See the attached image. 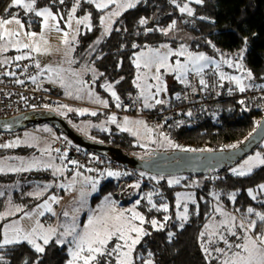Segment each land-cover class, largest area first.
<instances>
[{
    "label": "snow or ice",
    "instance_id": "1",
    "mask_svg": "<svg viewBox=\"0 0 264 264\" xmlns=\"http://www.w3.org/2000/svg\"><path fill=\"white\" fill-rule=\"evenodd\" d=\"M140 0H86V3L94 5L96 9L103 12L105 9H109L114 5L115 10L110 11L107 15L100 17V24L103 25V35H110L112 32V25L115 23L114 17H119L123 11L135 8ZM176 4V0H172ZM202 4L203 0H187L186 3L176 4L181 14H187L189 17L194 15V10L189 5L190 3ZM53 3L64 4V0H53ZM81 0H75V3L70 9L68 16L65 18L59 12L54 13L51 8H37V0H11L10 5L5 9L10 11L11 8H17L22 10L26 15L33 14L37 18H42L43 30L40 33L34 31H26L25 24L29 21H22L19 18V12L14 13L10 18L0 17V52H5L9 47H15L17 51L28 50V53H36L43 55L48 53L49 49L45 47L48 44V36L55 31L60 34L61 43L65 48V62L69 65L76 61L70 58L71 53L75 50L74 44L77 43L76 37L81 32L83 26L88 31L92 30L91 13L84 15L82 18L76 16L77 9L80 7ZM199 19H205L200 17ZM64 21L67 30L61 28L60 22ZM141 25L148 23L147 19H141L139 21ZM75 25V27H73ZM14 26V27H9ZM176 29V23H173L167 29H161L165 35L170 31ZM120 29L117 28L116 31ZM148 31H155V29H148ZM71 37V38H70ZM100 40L96 41L99 44ZM211 44V41H208ZM244 47L236 55V61L233 59L225 58L223 54L220 56V60L217 61L204 53H194L189 50L186 44L181 43L177 49L171 48L169 45H161L158 48L146 47V50L139 52L133 59V64L137 70L136 77L133 84L139 89V96L137 99L143 100V106L145 108H151L155 105L165 104L166 100L159 99L161 93L167 92V83L164 80L165 74H171L175 80L179 81L185 87H192L189 81V74L194 73L200 77L199 84L204 89L208 88V82L204 79V71L206 68L215 67V73L219 74V81L234 82L240 92H244L247 87L245 80H252L253 74L251 71L246 70L243 64L244 53L247 51V40L244 41ZM215 49V45H211ZM133 47H139L133 44ZM219 51L218 49H215ZM172 57H177L175 61H172ZM183 57V62L181 61ZM30 58V55H19L15 57L16 60H23ZM99 58V57H98ZM221 64L227 65L228 68H235L241 72V75H227L221 71ZM37 68H40V64L36 63ZM164 70L162 73L161 70ZM85 70L93 72V81L98 78L95 75V69L85 66ZM45 72L53 74L62 84H64L65 73L75 77L73 81L75 84L83 87L85 81L81 78L80 74L73 69L64 67H52L48 66L41 70V75ZM102 75V73H100ZM123 79V78H121ZM37 77H32V81L35 83ZM50 82H55L52 76H49ZM153 81L154 83H150ZM119 83V81H116ZM106 91L110 92L111 96L117 101L116 106L120 107V98L113 90L114 85L105 84L103 86ZM219 87H223V84H219ZM154 89V91H153ZM195 91V88H193ZM231 91V90H229ZM89 96H93L94 93L88 92ZM79 98V97H78ZM176 99H180L177 95ZM154 101L153 103H150ZM96 102L107 107V101H102L99 97H96ZM244 104V101H240ZM71 110V109H69ZM247 110V109H245ZM83 114V112L81 113ZM91 115H96V112H92ZM188 116L192 113L188 112ZM110 122L115 124L116 117L112 116ZM132 122L127 118L124 120V126L121 127L122 131H131L128 127ZM136 124L142 125L147 132L151 133L153 129L143 121H136ZM261 125L258 123L257 127ZM119 127V125H118ZM133 135H137L133 132ZM162 140L167 141L170 147H177L172 144L167 136L162 134ZM155 143V140L151 141ZM19 143V141H17ZM13 144L0 145V147H13ZM233 148L238 147L233 145ZM49 151L48 149L44 150ZM59 152V149L56 150ZM181 151H194L192 149H181ZM62 158H66L67 154L62 153ZM69 163L77 165V161L72 160ZM259 166H264V155L256 153L255 156L250 157L244 161V164L239 168H233L232 174L237 177L248 176L252 173L253 169ZM40 167L52 168L53 174H60L67 170L66 167H57L52 163L44 164L41 160L33 159L25 162L20 161L18 167H12L11 171H29L33 168L39 169ZM5 168L0 165V172ZM91 171V169H89ZM100 177L107 175L108 177L119 178L122 173L115 171H108L107 173L101 172ZM127 175V173H124ZM144 174L141 173V176ZM81 173L76 172L75 177L67 185L61 183L58 186L66 191H75L76 184L78 183L76 177H80ZM153 180L158 178L153 176ZM163 179V177H160ZM180 183L179 178L169 179L168 185H176ZM99 179L91 177H84L83 182L78 194V199H75L72 211H63L60 216L57 215L53 208V204H58L60 198L57 195H51L47 201L40 204L35 211L25 212L23 208L16 207L15 212H24V216L21 219L33 220V225L30 228H25L21 223L13 221L5 225L0 231V250L6 249L8 246H18L27 244L36 254L45 253V248L53 241L55 244L66 250L68 259L65 264H137L136 249L145 236H150L149 232L144 225L148 224L155 231H162L171 216L165 215L163 217V223L153 218L148 219L137 208L140 205L141 200H146L148 211L157 212H169V206L167 203L157 204L153 200L154 195H160L158 191L147 192L140 196L133 204V206L126 209H119L116 202L111 196L104 198L103 204L95 210H91L87 216L86 224L81 227L78 217L80 213L87 207V197L89 189L92 193L97 191ZM38 187V191L29 193L36 198H39L44 191L52 187L50 184H46L43 188ZM134 189L140 188V183L137 182L131 185ZM258 193H264V184H260L256 190L248 189L247 195L251 197L253 201H257ZM0 195H3L0 192ZM213 197L219 201L220 195L218 193H212ZM228 200L234 205L237 198V193L232 192L228 195ZM188 202L196 203L193 194H177L175 207L177 209L176 217L180 222L179 227L182 229L184 224L189 219ZM264 203V201H259ZM182 208V211H181ZM198 208V205H197ZM213 212L219 214L222 219L216 220L215 216L211 217L212 222L204 226V231L199 234L200 247L207 260V264H211V261L215 259L217 264H264V212L257 211L253 207L246 208L245 213H240L239 209H235V212L225 211L223 206L217 203L213 208ZM50 213L52 217L57 218V223L53 226L51 224L45 225L40 222L39 217ZM11 211L0 215V220L5 219L6 216L12 215ZM61 217L63 220L61 221ZM174 233H169V239ZM235 238L233 240L232 238ZM223 244V247L219 245ZM135 254V255H134ZM149 259L143 260V264H154L151 259L152 253L148 252ZM143 259V258H141ZM0 264H7L5 256L0 254ZM23 264H28L27 258L23 259ZM33 264H39V256L33 261Z\"/></svg>",
    "mask_w": 264,
    "mask_h": 264
},
{
    "label": "trees",
    "instance_id": "2",
    "mask_svg": "<svg viewBox=\"0 0 264 264\" xmlns=\"http://www.w3.org/2000/svg\"><path fill=\"white\" fill-rule=\"evenodd\" d=\"M10 1L0 0L1 17L6 15L5 9ZM176 1V4L186 2V0ZM74 3L75 0H64V4L53 3V0L38 1L39 6H48L65 18ZM176 4L172 0H143L138 6L128 9L117 18L112 26L111 34L105 36L100 17L106 15L111 8L101 12L94 5L86 3V0H81L77 14L83 17L91 13L92 30L82 28L78 56L80 61H84L89 68H94L99 73L95 81V89L99 93L105 95L103 85L112 84L122 100H126L129 96H136L137 90L133 85L136 68L132 62L133 59L138 52L146 49L145 46L160 47L165 42L174 45L186 42L193 50L213 56L224 52H237L245 46L244 41L247 40L243 64L246 70L252 72V82L264 84V0H203L202 4L192 2L194 15L191 17L181 14ZM200 17L205 19H199ZM141 19H147L148 23L141 25L139 23ZM173 21L176 23L174 31L168 32L167 35L160 31L169 28ZM37 25L40 24L37 23ZM38 28L35 27V29ZM117 28L120 30L116 31ZM148 29H155V31H148ZM97 40H100L99 44H96ZM208 41H211V44ZM133 44L139 47L134 48ZM211 45H215V49L219 51L213 49ZM182 85L176 84L170 87L171 99L175 97ZM263 118L257 113L243 111L234 101H226L218 105L216 122H205L198 127H191L185 117L171 124L169 134L183 144L197 147V150L205 149V147L208 151L229 149L231 145L235 143L238 145L250 136ZM58 133L63 135L60 131ZM96 136L97 141L120 147L128 152L133 148L134 138L123 131L116 129L110 132L99 131ZM7 150L21 152L17 148L2 147L0 157L6 156ZM220 171L223 169L218 170ZM184 176L188 179H183L181 186L187 187L191 185L190 178L198 175ZM259 184H264V167L244 177L227 176L218 186H224L230 191H240L242 197H245L247 189ZM119 190L113 180H103L100 195L95 197L93 202L105 193H110L120 200ZM179 190L178 187L163 183L160 200L162 198V203L169 204L171 219L162 231L151 229V235L142 239L136 249L137 264H143V260L149 259L148 252L152 253L151 259L154 264H207L200 247L199 234L204 231V226L209 220L210 212H212L211 204L202 200L201 192L196 193L200 211L197 212L196 207H193L190 218L181 229L180 222L176 219L175 207ZM142 191L147 193L153 190L144 187ZM156 196L158 195H154L153 198ZM146 204V200H142L140 209L150 215ZM2 211L3 203L0 199V215ZM158 217L162 220L163 213L158 214ZM1 224L0 220V228ZM170 232L174 233L171 239L168 236ZM0 254L5 256L7 264H23L24 258H27L28 264H33L38 256L39 264H65L68 259L66 250L57 246L55 242L46 246L43 254H36L26 243L8 246L0 250Z\"/></svg>",
    "mask_w": 264,
    "mask_h": 264
},
{
    "label": "rangeland",
    "instance_id": "3",
    "mask_svg": "<svg viewBox=\"0 0 264 264\" xmlns=\"http://www.w3.org/2000/svg\"><path fill=\"white\" fill-rule=\"evenodd\" d=\"M38 1L39 0H37V4H36L37 8L48 7V6H44V7L39 6ZM141 2H143V0H140V2L136 6H138ZM186 2H187V0H186ZM186 2H184V3H186ZM10 3H11V1L9 2V5H10ZM181 5H183V3H181ZM189 6L191 8H193L191 3ZM11 9H13V8H11ZM11 9H10V11H11ZM113 10H115V6H114ZM113 10H111V11H113ZM10 11H6V15H4L2 17L3 18H10L14 13L19 12V18L22 21H29V23L25 24V30L26 31H34V32L40 33L43 30L42 18H37L33 14H27L26 15L22 10L17 9V8H14V10H12L11 12ZM124 12L125 11H123L122 14ZM76 16L78 18H82L77 13H76ZM119 17H114L113 19L116 20ZM37 23H39L40 25L38 26ZM60 24H61V28L63 30H67V28L64 24V21H61ZM9 27H14V26H9ZM35 27H39V28L35 29ZM73 27H75V25H73ZM80 27H81V31H82V28H84V27L83 26H80ZM80 34H81V32H80ZM80 34H79V36H80ZM79 36L76 37L77 43L74 44L75 50L71 53V56H70V58L76 62L71 64V65H69L68 63L65 62V48H64V45L61 43L60 34L56 33L55 31H53L48 36V44L45 46L49 49L48 53L43 54V55L32 53V55L35 58V65H36V63L40 64V68H37L35 66V70H34L32 76L37 77L36 81L38 82V84L43 89H45V90L55 89L53 91L58 90L59 92H61L60 93L61 95H63L65 98H70V99L73 98V96H72L73 93L80 94L84 91L80 85H77L73 82L76 78L70 76L68 73L64 74L65 75L64 84L68 85L67 87L62 86L61 82L51 73L45 72L43 75L40 74L41 70L48 67V66H52V67H61L62 66L66 69L70 67L74 71L78 72L82 79L84 77H86L87 73H89L90 71L88 72L87 70H85V66H88V64L85 63L84 61H80V58L78 56ZM0 43H2V42H0ZM165 44L169 45L173 49H177L181 43L174 45L173 43L165 42L162 45H165ZM183 44H186L190 51H192L194 53H204L205 55H207V56H209V57H211L217 61L220 60L221 54H223L225 56H230L231 59L236 61V55L240 52V50L237 52H234V53L224 52V53H219L217 55L212 56V55H209V54L202 52V51L199 52V51L193 50L190 47V45L186 42ZM152 48H158V47H152ZM144 50H146V49H144ZM144 50H142V51H144ZM25 54H28V50L17 51L15 47H9L7 49V51L0 52V61L7 62V61H10L14 57H17L19 55H25ZM244 55H245V53H244ZM175 59H177V57L171 58L172 61H175ZM180 59L183 62L184 58L181 57ZM236 62H238V61H236ZM225 66H226L225 64H221V71H223L227 75H237V76L241 75V72L238 71L237 69L232 68L234 70H232V69L227 70L225 68ZM161 71H162V73L164 72L163 69ZM212 71H215L214 65L206 68L204 71V74L208 73V72H212ZM136 72H137V70H136ZM192 74H194V73H190L189 76ZM93 75L94 74L92 72V77H93ZM95 75L99 76V73L97 71H95ZM49 76H52V79L55 82H50ZM135 77H136V75H135ZM164 80L167 83V92L161 93L158 98L166 100V98H169L171 95L170 94V89H171L170 87L173 84L181 85V83L179 81L175 80L174 76L171 74H165ZM95 81H96V79L94 80V86L96 88ZM149 82L154 83L153 81H149ZM250 83H251V80H247V79L245 80L246 85H249ZM233 84H235V83L233 82ZM134 87H135V85H134ZM102 88L105 89L104 87H102ZM135 89L137 90V93H136L137 96H139V89H137L136 87H135ZM153 91H154V89H153ZM165 95H166V97H165ZM139 100H140L141 104L143 105V100L142 99H139ZM150 103L154 104V101H151ZM161 105L162 104L155 105L154 107L146 108V109H148V110L157 109ZM69 109H71V110H69ZM44 111L54 112L57 115L63 117L64 119H66L68 121V123L74 129H76L77 131H80L81 134H83L84 136H86L87 138L92 139V140H97V137L94 136V133L97 131H104L106 129L107 125H109V127H110L109 130H112V127H111L112 124L110 122V119L112 116L110 114H109L110 118L109 117L105 118L103 116L100 119H95V118H85L84 119L81 117V113L83 110H78L76 107H74L72 105H65V104H55V105L47 107ZM83 113H85V112H83ZM138 121H141V120H138ZM115 125H117V124L115 123ZM36 126H37L38 130H40V131L42 130L46 133L48 132L51 134H59L58 131L53 126H51L47 123L37 124ZM132 132H136L137 135H133V133H132V137L134 138V141H133V148L130 150V152L132 154H135L139 158L150 157V156L155 155L156 153H171V152L181 151V149H192L194 151H208L207 147H205V149H202V150L201 149L197 150V147H195V146H189L187 144H183V143L179 142L178 140H176L171 134L167 135L165 132L156 133L153 130L151 133H149L146 131V129L142 125H139V124H135L134 130H132ZM46 133H44V134L47 135ZM162 134L164 136H167L169 138V140L172 142V144L177 145V147H170L167 141L162 140ZM22 138L23 139L21 141H19V143L15 142L13 144V145H16L15 148H17L18 150H21V152H17V151L8 152V150H7V151H5V152H7L6 156L4 155V156L0 157V165H2L5 168L4 171L0 172V192L3 193V195H0V199L2 200V203H3V211L1 212V215L5 214L9 211H11L13 213L12 215H8L5 217V219L1 220L2 224H1L0 231H2V228L5 225L12 223L13 221L21 223L25 228H30L33 225L34 220L36 218L34 217L33 220L21 219L24 216V212H15V208L21 207L24 209L25 212L35 211V209L40 204L47 201L51 195H57L60 198V202L58 204H53V208L56 211L58 216H60V214L65 210H68L69 212H71L72 208L74 206V204H73L74 200L78 199V194H79V190L81 187V183L83 182V178L84 177H90L89 174L87 172H84L83 170H78V169L72 170L70 168H66L67 170L63 173V175H60V174L54 175L52 168H44V167H40L39 169L33 168L29 171H19V172L9 170L12 167H18L21 160L28 162V161H31L33 159L41 160L44 164L52 163L53 165H55L57 167H64L62 165V161L60 159V156L56 153H52L51 150L49 149L50 146H49V143H48L46 138L39 136V135H36V134H32L28 131H23V137ZM152 140H155L156 142L152 143L151 142ZM233 145H236V143ZM233 145H231V148ZM0 148H2V147H0ZM194 148H196V149H194ZM45 149H48L49 151L45 152L44 151ZM258 152L261 153L262 155H264V140L259 144V146L253 152H251L249 155H247L243 159L236 162L234 165L228 166V167L224 168L223 171H220V172H218V170H213L212 171V173L214 174L213 177H210V178H208V177L200 178L198 176L197 177L196 176L191 177L190 178L191 185H189L187 187L181 186L182 182H183L182 180L188 179L184 175H170V176L151 175V174L146 173V172L136 171L138 176H141V173H143L144 174L143 177H146V181L139 182L140 188L138 190L131 187V185L136 184L138 181H136L135 178L131 176L132 172H130L128 170L119 171L120 173H122V175L119 178L108 177L107 175H105L104 177H102L101 180H99V184L97 186V191L95 193H92L89 189V194L87 197V201H88L87 207L80 213V215L78 217V221H79L81 227H83L87 222V216L90 214V211L98 209L103 204L104 198L106 196H109V195L116 202L119 209H126L128 207L133 206L134 202L140 196H142L144 194L142 191V189L144 187H148V188L152 189L153 191H151V192L158 191L160 193V195L153 198L154 202H156L159 205V203H162V201H161L162 198L160 200V197H162L161 191L163 188V183L168 184L169 179H175V178L180 179L179 184L172 185V187H178L180 189L177 194L183 195V194L191 193V194H193L194 199L196 200L195 206H193V204L191 202H188L187 206L189 209V212H188L189 218H190L191 212H193V207H196L197 212L200 211L199 210L200 208L199 207H198L199 209L197 208V205H199V203H198L197 198H196L197 197L196 193H198V192H201L203 194L202 200H204V202H206L208 204H211V207H212V212H210V217H209L207 224L212 222V220H211L212 216H215L216 220L222 219V217H220L219 214L213 212V208H214V206L217 205V203L222 205L224 210L228 211V212H235V209H239L240 213H245L246 208L249 206L253 207L257 211L264 212V203L259 202V201H264V193H258L257 201H253L251 199V197H249L247 195V191H246V196L242 197V194L240 191H230V190L226 189V187H224V186L223 187L218 186L219 183H223V181L226 179L227 176L233 175L232 174L233 168L241 167L244 164L245 160L249 159L250 157L255 156V154ZM261 167H264V166L256 167L253 169V171H255L256 169L261 168ZM77 171L81 173V176L76 177L78 183L76 184V190L75 191H66L65 189H61L58 186L61 183L67 185L70 181H72L73 177H75V174ZM124 173H127V175H124ZM153 176L157 177L159 182H157V180L151 179V177H153ZM160 177H163V179H160ZM113 178L115 180H113ZM102 180H113V182L117 184V187L120 189L119 190L120 196H121L120 200L116 199L110 193H107V194L105 193L103 196L97 198L96 202H93V201H95V197L100 195V188H101ZM198 183H200V184L198 186H196ZM46 184H50V185H52V187H50L46 191H44L43 194L39 198H36L33 195H29V193H34V192L39 190L37 186H40V188H43V186ZM259 185L252 187V188H249V189L256 190ZM195 186L197 187V190H194V189L192 190L191 188H193ZM214 192L218 193L220 195L219 201H217L213 197L212 193H214ZM232 192L237 193V198H236V202L234 205L227 198L228 195L231 194ZM141 202H142V200H141ZM141 202H140V205H141ZM140 205L138 206L137 210L142 212L148 219L155 218L162 223L164 222V221H162L163 219L160 220V218L158 217V214H160L161 212H157L155 210H153V211L147 210L150 214V215H148V214H145V212H143L142 209H140V207H141ZM168 206H169V204H168ZM148 207H150V206L146 204L147 209H148ZM181 211H182V208H181ZM162 213L164 216L165 215L171 216L170 207H169L168 213H164V212H162ZM176 213H177V209H176ZM39 219H40V222L42 224H45L46 226L49 224L54 226L58 222L57 218L52 217L50 213H45V215L42 217H39ZM176 219H177V217H176ZM62 220H63V217H61V221ZM144 227L149 232L152 229L150 227V225H148V224H145ZM232 239L235 240L234 237ZM219 246L223 247V244H220ZM211 263L217 264V261L215 259H213L211 261Z\"/></svg>",
    "mask_w": 264,
    "mask_h": 264
},
{
    "label": "built area",
    "instance_id": "4",
    "mask_svg": "<svg viewBox=\"0 0 264 264\" xmlns=\"http://www.w3.org/2000/svg\"><path fill=\"white\" fill-rule=\"evenodd\" d=\"M25 55H30V58L16 60L14 57L7 62L0 61V120L10 119L32 111H42L55 104L86 106L65 98L53 90L43 89L37 81L34 83L32 74L35 70V58L32 53ZM203 76L209 85L207 89L199 84L200 77L191 75L189 81L192 87L182 85L164 109L147 110L137 99V96H129L122 106L106 107L101 110L115 116L117 124H124L125 118L139 119L156 133L165 132L167 135H170L171 124L181 121L185 117L191 127H198L205 122H216L218 105L226 101H234L243 111L254 112L264 117V84L251 82L249 84L251 87L240 92L237 86L230 81H219V74L214 71L203 74ZM85 84L90 88L94 87L91 71L85 79ZM219 84H223V87H219ZM177 95L180 96V99H176ZM241 100L244 101V104L240 103ZM188 112H191L192 115L188 116ZM23 131L46 138L51 152L60 156L62 165L66 168L83 170L91 178L99 180L102 179L99 175L101 172L128 170L132 172L131 176L136 181H146V177L138 176L135 170L128 169L106 156L88 151L73 143L66 136L43 134L36 125L28 126L22 130L1 131L0 145L14 144L19 141L23 137ZM57 149L59 152L56 151ZM62 153L67 154L66 158H62ZM72 160L77 161V165L69 163ZM213 176L214 174L211 173L199 177L210 178ZM113 180L115 179L113 178ZM196 186L191 189L197 190Z\"/></svg>",
    "mask_w": 264,
    "mask_h": 264
},
{
    "label": "water",
    "instance_id": "5",
    "mask_svg": "<svg viewBox=\"0 0 264 264\" xmlns=\"http://www.w3.org/2000/svg\"><path fill=\"white\" fill-rule=\"evenodd\" d=\"M47 123L60 131L73 143L88 151L106 156L124 167L149 173L151 175H198L205 176L213 170H222L234 165L253 152L264 140V118L250 136L235 148L215 151H176L156 153L153 156L139 158L120 147L92 140L74 129L66 119L49 111H32L10 119L0 120L1 131L22 130L31 125Z\"/></svg>",
    "mask_w": 264,
    "mask_h": 264
},
{
    "label": "crops",
    "instance_id": "6",
    "mask_svg": "<svg viewBox=\"0 0 264 264\" xmlns=\"http://www.w3.org/2000/svg\"><path fill=\"white\" fill-rule=\"evenodd\" d=\"M109 8H111V10H113V8H114V5H112V6H110ZM110 10V11H111ZM109 11V12H110ZM113 26V25H112ZM224 57L225 58H228V59H231L230 58V56H225L224 55ZM225 68L227 69V70H231L232 68H228L227 67V65L225 66ZM232 70H234V69H232ZM89 72V71H88ZM89 73H87V75H88ZM87 75H86V77H87ZM86 77H84L83 78V80L85 81V79H86ZM252 82V81H251ZM231 83H233V82H231ZM172 86H176V84H173ZM171 86V87H172ZM95 88V86L93 87V88H90V87H88L86 84H84L83 85V87H82V89L84 90L82 93H80V94H78V93H73V98H68V99H70V100H72V101H75L76 103H81V104H84V105H86V106H79V105H72V106H74V107H76L78 110H83L82 112H85V113H83V114H81V117L82 118H84V117H86V118H95V119H100L101 117H105V118H110V115L108 114V113H106V112H103L102 110H101V108H106V107H104L102 104H100V103H98V102H96V97H99V99L100 100H102V101H107V107H114V106H116V104H117V101L111 96V94H110V92H108V91H106L105 89V91H106V94L104 95L103 93H99L96 89H94ZM53 90H55V89H53ZM114 90V89H113ZM92 92V93H94V95L93 96H89L88 95V92ZM115 91V90H114ZM55 92H57V93H61V92H59L58 90H56ZM116 92V91H115ZM117 93V92H116ZM118 95V94H117ZM136 96H137V94H136ZM79 97V98H78ZM138 97V96H137ZM120 98V97H119ZM166 100H167V103H169L170 102V100H171V98L169 97V98H166ZM125 101L126 100H122L121 98H120V106H122L124 103H125ZM113 103V104H112ZM167 103H165V104H162L161 106H159L157 109H151V110H160L162 107H165L166 105H167ZM92 107H96V108H92ZM148 110V109H147ZM92 112H96V115H91V113ZM112 116V115H111ZM85 119V118H84ZM129 121H131L132 123L131 124H129L128 125V127L131 129V131H123V132H125V133H127V134H129V135H131L132 136V130H134V127H135V122L136 121H138L139 119H128ZM112 125H111V127H112V130H118V131H122L121 130V127H123L124 126V124H117V125H119V127L117 126V125H115V124H113V123H111ZM110 129V127H109V125H107L106 126V129L104 130V131H102V132H109V131H112V130H109ZM41 132L44 134V133H46V132H44V131H42L41 130ZM78 132H80V131H78ZM99 131H97V132H95L94 133V136L95 137H97L96 136V134L98 133ZM81 133V132H80ZM33 134V133H32ZM46 134H49V135H53V134H51V133H46ZM23 138H21L19 141H21ZM98 139V138H97ZM15 146L16 145H14L13 147H11V148H14L15 149ZM50 149V148H49ZM196 201V200H195ZM193 204V203H192ZM193 205H195V204H193Z\"/></svg>",
    "mask_w": 264,
    "mask_h": 264
}]
</instances>
